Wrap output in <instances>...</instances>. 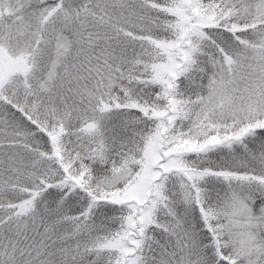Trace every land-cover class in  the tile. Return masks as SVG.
<instances>
[{"label": "snow or ice", "instance_id": "1", "mask_svg": "<svg viewBox=\"0 0 264 264\" xmlns=\"http://www.w3.org/2000/svg\"><path fill=\"white\" fill-rule=\"evenodd\" d=\"M0 264H264V0H0Z\"/></svg>", "mask_w": 264, "mask_h": 264}]
</instances>
